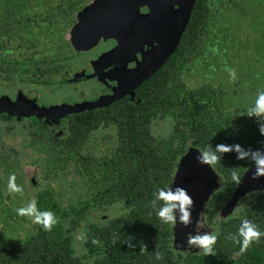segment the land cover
<instances>
[{
	"label": "trees",
	"instance_id": "trees-1",
	"mask_svg": "<svg viewBox=\"0 0 264 264\" xmlns=\"http://www.w3.org/2000/svg\"><path fill=\"white\" fill-rule=\"evenodd\" d=\"M52 1V9L31 12L28 0H0V70L9 62L21 76L40 77L64 67L65 28L88 0ZM231 51L250 52L239 67L240 74L247 72L243 80L185 83L190 66L207 68L215 56L212 64L219 66L217 59L227 61ZM236 64L238 59L230 69ZM218 68L226 73L229 65ZM257 71H264V0H195L175 52L136 91L138 105L121 101L73 121L80 129L66 150L78 164L75 175L87 186L84 198L63 206L54 192L40 194L36 208L51 212L55 224L45 229L33 216L30 236L13 239L0 233V264H264V237L241 253L238 236L243 219L264 232V191L240 198L230 216L218 218L236 188L233 173L240 180L255 167L250 158L237 159L230 151L218 153L222 159L210 164L221 178L205 209V221L217 237L213 254L175 252L174 224L162 223L150 205L158 188L171 189L188 148L202 153L209 144H239L245 151L264 152L259 131L264 119L243 114L264 90ZM99 130L107 134L100 137ZM13 175L9 171L8 179ZM161 204L156 201L155 207ZM105 211L119 214L92 221L91 214ZM83 223L85 252L77 257L72 237Z\"/></svg>",
	"mask_w": 264,
	"mask_h": 264
},
{
	"label": "flooded vegetation",
	"instance_id": "flooded-vegetation-1",
	"mask_svg": "<svg viewBox=\"0 0 264 264\" xmlns=\"http://www.w3.org/2000/svg\"><path fill=\"white\" fill-rule=\"evenodd\" d=\"M99 1L79 5L67 24L64 67L54 75L37 77L29 73L24 77L6 63L0 70V100L10 106L37 108L76 105L112 96L120 85H130L128 81L145 57L154 56L161 46L177 5L165 0ZM27 4L31 12H38L52 9L54 2L28 0ZM145 82L134 90L133 97L126 94L109 106L121 101L138 105L135 93ZM85 112L90 111L48 118L0 111V171H22L26 201H36L47 191L55 193L52 180L65 171H76V159L68 156L66 148L80 129L73 128V121ZM155 128H151L153 133ZM105 134V130H99L100 137ZM26 170L31 171L29 179Z\"/></svg>",
	"mask_w": 264,
	"mask_h": 264
},
{
	"label": "rangeland",
	"instance_id": "rangeland-1",
	"mask_svg": "<svg viewBox=\"0 0 264 264\" xmlns=\"http://www.w3.org/2000/svg\"><path fill=\"white\" fill-rule=\"evenodd\" d=\"M230 56V58H227V61L225 59H217L219 66H217L216 63L212 64L213 61L216 60V56L207 68H201L200 65L190 66V68H188V70L184 74L185 83L189 86H197L205 81H209L215 84H223L225 83V81H227V83L234 82V79L243 80L247 72L244 71L243 74H240L239 67L242 64L244 57H250V52L231 51ZM237 59L238 64H236L233 69H230L232 67V61ZM222 65H229V69L226 73H223L220 68H218ZM231 70L232 72L230 75L229 72ZM256 73H262V78L264 79V71H257ZM250 87L251 86H249L247 89L242 87V89L249 90ZM162 129L166 130V128ZM165 130L164 133H166ZM167 136H164V138H166ZM95 145L96 149L94 150L93 154L98 153V146L97 144ZM192 150H194L195 152L194 159H192V153H190L191 151H187L188 153L186 152L187 154L184 156L186 157V160H183L179 168L177 167L175 171V185L173 186V181L171 185L172 190H174L177 186L186 189L187 194L193 200V205L191 208L192 211L190 210L191 222L188 224L190 229L187 226H184L181 222H179V214L174 213L177 218V222L174 223L175 236L172 239V248L175 252H188L192 254H198L203 251L195 245L188 244L187 241L189 238V234H191L192 236L197 235L202 229L200 226L201 223H203L205 226H208L205 221V209L211 197L219 189L221 184V178L212 169L210 164H203L197 161L196 157L198 156V154H200L199 150ZM193 170L194 181L191 179ZM21 172L22 171L14 173V175L11 176L10 179H8L9 172L4 173V171H0V233H2L4 236H7L8 238L13 239H21L24 237H28L34 232L33 216L27 213L21 215L17 212V209L27 208L29 203L31 202L25 200L27 195L25 194V178L24 175H21ZM65 172L66 174L54 178L51 182V184H53L52 189L57 195L60 196L61 199L59 200L63 206L70 205L72 202L84 198V195L87 191V186L82 184V181L75 175L74 171L68 170ZM24 173L26 175V179H29L31 171L26 170L24 171ZM16 176H18L20 180H18V177ZM12 177L14 178V182L12 181ZM192 181L194 182V192L193 194H190ZM13 183L17 187H19L21 191H13L12 188L9 186ZM258 191L261 190H253L251 193H255ZM18 197L20 198V201L18 200ZM16 201L19 203H16ZM118 214L119 213L116 212L113 213L111 211H105L100 214L93 213L91 214V218L93 222H106L108 219L113 218ZM84 224L85 223L81 224L82 226L77 228L72 237V245L77 257L82 256L85 252L83 242L85 240L84 235L86 231ZM175 242L176 245L173 246V243Z\"/></svg>",
	"mask_w": 264,
	"mask_h": 264
},
{
	"label": "water",
	"instance_id": "water-1",
	"mask_svg": "<svg viewBox=\"0 0 264 264\" xmlns=\"http://www.w3.org/2000/svg\"><path fill=\"white\" fill-rule=\"evenodd\" d=\"M110 0H100L99 2H105ZM114 1V0H113ZM140 1V0H138ZM169 2H174L177 5V9L174 12V15L171 17L170 27L165 34V38L160 42L161 46L154 53L155 55L152 57H145L143 64L135 71V73L131 76L128 81L130 85H120L117 90L114 91L112 96L102 97L94 102H83L81 104L76 105H66L62 104L59 106H52L49 108H37V107H27L24 105H13L10 106L7 102L0 100V111H5L10 114H16L20 116H36V117H64L69 114H79L84 111H91L97 108H102L109 106L122 96L128 94L133 97V92L137 89L143 82L148 80L154 73L162 68V66L166 63L169 57L176 50L182 35L185 32L187 24L192 14L193 6L195 0H165ZM192 153V159L195 157L194 150H188ZM188 153V152H187ZM186 153V154H187ZM185 154V155H186ZM184 155V156H185ZM182 157L178 164V168L183 160H186V157ZM255 173V167L247 170L242 178L237 183L236 188L231 196L230 200L226 203V205L220 210L218 214V218H226L230 216L236 206L238 200L247 194L251 193L253 190H261L264 191V176H259L257 179H252ZM175 176V175H174ZM189 176V175H188ZM194 170L192 172L191 179L193 180ZM176 176L173 180V186L175 185ZM194 181V180H193ZM192 181L190 194L194 192V182ZM218 182V179H217ZM216 182V183H217ZM192 211V210H191ZM201 230L198 234H205L212 231V229L208 226H205L201 223ZM187 227L190 229L189 225ZM173 238L175 236V228L173 230ZM176 245V242L173 243V246Z\"/></svg>",
	"mask_w": 264,
	"mask_h": 264
},
{
	"label": "clouds",
	"instance_id": "clouds-1",
	"mask_svg": "<svg viewBox=\"0 0 264 264\" xmlns=\"http://www.w3.org/2000/svg\"><path fill=\"white\" fill-rule=\"evenodd\" d=\"M248 118H256L258 120L264 119V90H258L254 105L249 107L243 113ZM259 131L264 136V124L259 126ZM237 153V159L250 158L255 166V173L252 179H257L259 176H264V152L259 150H243L239 144L236 145H223L218 144L213 147L211 144L203 150L202 153L196 157L197 161L203 164H213L222 159L218 153ZM14 179V178H13ZM232 179L234 182L239 183V177L233 173ZM13 191L19 192L21 189L14 183L9 185ZM156 201L162 202L161 206L157 209L155 207ZM150 205L156 210V216L162 223L173 225L177 222L174 213L179 214V222L187 226L191 220V208L193 205L192 198L187 194L186 189L182 187H175L172 189L158 188L155 193V198L150 202ZM18 214H29L35 217L37 223H42L45 229H50L55 224V219L51 212H39L36 208L35 200L31 201L27 208L17 209ZM238 236L240 238V251L244 252L250 244L258 242L261 237H264V232H261L251 221L243 219L238 228ZM216 235L205 233L203 235L197 234L192 236L189 234L188 244L195 245L202 249L205 255L213 254L212 246L216 242ZM235 240V238H234Z\"/></svg>",
	"mask_w": 264,
	"mask_h": 264
}]
</instances>
